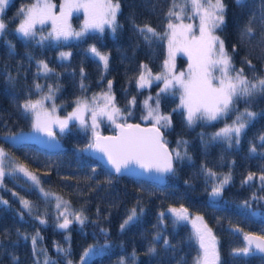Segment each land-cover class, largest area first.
<instances>
[{
  "label": "trees",
  "instance_id": "1",
  "mask_svg": "<svg viewBox=\"0 0 264 264\" xmlns=\"http://www.w3.org/2000/svg\"><path fill=\"white\" fill-rule=\"evenodd\" d=\"M32 0H8L3 13L6 32L0 37V146L19 163L36 173L41 186L62 197L71 205L72 211H83L87 216L81 225L73 219L68 229H59L55 199L45 201L40 198L30 182L21 175L5 176L0 186V198L7 205L0 204V264H43L44 252L56 264H66L55 245L70 248L73 264H81V256L91 245H104L105 249L84 258V264H119L123 257L125 264H193L199 252L198 245L187 222L174 224L168 207L181 204L190 211L199 212L205 221L216 230L220 253V264H264V256L256 254L250 257H234L233 249L243 245L242 235L246 231L264 234V197L259 176L264 169V142L259 137L264 134V95H257L250 104L243 100L237 102L242 112L246 107L257 113V117L241 135L240 144L228 147L225 142L210 140L214 129L235 118L230 114L226 120L210 123L198 121L188 127L183 109H178L177 92L160 97L162 113L171 114L172 126L162 129L169 148L176 147L178 138L189 141L188 151L192 161L176 163L175 174H167L159 183L151 178H137L128 174H116L103 166L86 148L91 132H83L76 124L70 125L69 134L57 136L61 145L48 149L39 144L36 136L20 135V143H13L6 138L9 132L18 133L30 128L31 119L25 118L17 108L25 99L35 98L44 93L48 85L59 86L55 93V104L60 113H64L77 97H90L107 90L108 81H112V94L116 106L127 114L126 119L141 121L145 109L143 101L157 92H149L148 87L138 88L136 77L141 65L145 64L152 71L160 70L165 56V39H154L151 44L136 31L134 24L150 25L159 33H164L168 19L166 12L170 0H120L121 12L118 22L121 25L116 33L88 32L81 38L66 42L38 44L36 40L26 41L15 33V28L22 16L19 9L26 7ZM59 1V0H54ZM227 5V23L219 32L225 40L226 48L233 56L236 69L243 68L249 78L253 72L264 76V53L258 45L260 17L264 12V0H245L238 6L235 0H224ZM255 16L253 28L255 38L251 43H241L239 31ZM73 21L78 24L79 14H74ZM14 45L9 48L8 42ZM95 45L99 52L108 54L109 67L104 69L102 62L89 51ZM233 45L236 51L232 52ZM68 51V56L61 57V51ZM250 60L253 67L245 63ZM45 61L52 73L45 76L39 73L37 62ZM178 60H182L179 56ZM84 70L83 78L81 69ZM9 73L13 80L8 79ZM81 82L86 85L81 90ZM43 86L37 90L35 84ZM156 82L153 83V86ZM135 97L134 106L129 101ZM154 105V100L150 101ZM173 109H177L175 112ZM149 122V121H145ZM113 130V125L104 123L102 132ZM207 141V143L202 142ZM257 147L256 154H250L252 145ZM83 150V151H81ZM183 150V149H181ZM204 164L218 174L231 173V182L225 186L221 197H210L211 182L201 174ZM93 169L95 171L93 172ZM254 173V179L243 183L248 173ZM111 183H108V180ZM185 181H188L186 184ZM16 193L17 195H13ZM20 198L34 204L29 213L22 208ZM212 201H215L213 206ZM248 201V206L244 202ZM139 202V203H138ZM136 206L143 213L135 223L120 231V224L130 210ZM99 210V211H98ZM166 215L161 222L158 213ZM37 216H42L47 223L41 224ZM72 219L71 216H69ZM107 229L101 232L100 229ZM240 230V231H237ZM167 238L172 247H165L163 239L155 240L157 233ZM244 232V233H243ZM39 234L36 253L33 252L32 237ZM150 246L156 251L149 253ZM135 253V260L131 257ZM18 257L13 261L12 257Z\"/></svg>",
  "mask_w": 264,
  "mask_h": 264
},
{
  "label": "snow or ice",
  "instance_id": "2",
  "mask_svg": "<svg viewBox=\"0 0 264 264\" xmlns=\"http://www.w3.org/2000/svg\"><path fill=\"white\" fill-rule=\"evenodd\" d=\"M238 6L243 5L245 0H235ZM8 0H0V13H3ZM59 12H56L57 5L52 0H32V2L19 9V15L23 17L21 22L15 29V33L26 41L36 40L38 44L44 43L46 40H68L69 38H81L88 32L104 33L105 29H109L113 34L121 27L118 22V14L121 12L120 0H62L59 4ZM227 5L224 0H170V7L166 12L168 23L166 31L159 33L148 24L138 26L134 24L144 38L145 42L151 44L154 39H167L168 58L164 60L163 71L155 76L151 70L147 69V65H141L142 69L137 78L138 88L150 87L153 81H160L163 87L160 88L155 97L149 95L144 101V115L141 116L142 121H149L151 127H141L140 124L127 123L126 115L131 116V111L125 115L122 110L116 106L115 96L112 94V81L109 80L107 90L101 93L93 94L91 98L77 97L75 107L66 116L61 117L57 114V105L55 104V93L59 90V86L53 88L48 85V91L40 99L33 100L31 97L25 99L21 104L17 105L18 110L25 118L31 119V128L35 132L43 133L50 140L57 138V130L60 134H69L72 129L70 125L76 124L79 129L85 133L91 132L87 149H94L103 153L107 158V163L116 174L124 172L133 173L136 167L143 169L145 172L156 173V179L162 180L167 174H175V164L184 161H192V156L188 151L189 141L178 138L176 147L169 148L168 141L164 136V130H168L172 126L171 114L162 113L160 107V97L164 94L179 92L180 104L178 109H183L185 123L188 127L193 126L198 121L210 123L218 120H226L227 117L236 113L232 122L225 123V126L213 133L210 137L212 141L225 142L228 147L234 144L239 145L241 135L246 131L250 124L257 117V113L246 107L242 112L236 106L237 102L243 100L246 105L250 104L257 95H264V76H260L253 72L251 78L245 75L244 69H236L233 63V56L226 48L225 40L219 34L227 23L226 20ZM83 12L84 21L79 31L72 29L69 18L73 13ZM185 20L195 21L198 23L188 22ZM255 16L251 15L249 21L239 31V39L241 43L248 42L255 38V30L253 22ZM51 23V31L47 36L42 34L37 39V25ZM6 23L0 16V37L6 32ZM260 33L257 44L264 46V12L260 17ZM198 33V34H197ZM9 48L14 50V45L8 42ZM89 51L93 53L100 61L103 62L105 70L109 67L108 54H102L95 45H91ZM236 51V45H233L232 52ZM264 53V47L261 48ZM185 53L188 57V66L186 71L176 72L175 56L177 53ZM68 54L61 53V56ZM250 67V60L244 61ZM39 73L47 76L54 70L49 68L48 64L40 60L37 62ZM219 73V75H217ZM84 70L81 69L83 78ZM8 79L11 81L14 77L9 73ZM37 90H42L40 84L34 85ZM82 91L86 89V85L81 82ZM154 100V105L149 103ZM51 102V108L46 107V103ZM135 97L129 101V105L134 106ZM177 109H173L175 112ZM87 117V118H86ZM3 117L0 116V120ZM107 120L115 125L118 134L115 136H103L99 132V125L102 120ZM123 121V122H119ZM202 142L207 143V141ZM6 138L13 143H20L23 137L19 133L9 132ZM259 139L264 142V134ZM183 149V150H181ZM83 151V150H81ZM250 154L257 153V147L253 144L249 149ZM95 169H93V172ZM200 172L206 178V183L211 182L212 187L209 192L210 197H221L226 185L231 182L232 176L228 174H218L206 165L202 164ZM26 182H30L32 188L37 191L41 199L48 201L55 199V207L57 209V220L63 217V221L56 226L59 229H68L73 223V219L83 225L88 219L83 211H72L68 201L62 197L46 191L41 186L39 176L30 171L26 165L19 163L14 157L0 146V186L3 185L5 176L21 175ZM254 173H248L243 183H247L254 179ZM261 181V190H264V169L259 176ZM111 183L109 179L107 181ZM187 184L188 181H185ZM13 195H17L13 193ZM253 199H264V197H256ZM7 201L0 198V204L7 205ZM20 203L24 210L29 213L33 211V202L20 198ZM139 203V202H138ZM215 201H212L213 206ZM248 206V201L244 202ZM99 211V210H98ZM144 209L134 206L127 217L122 221L119 228L124 231L130 224L135 223ZM167 214H170L174 224L189 222L192 225V235L198 244L199 252L194 257L193 264H220L219 241L213 234L212 229L208 227L202 216L192 217L189 209L184 207H169ZM165 212L158 213L163 221ZM72 217V219L69 218ZM36 219L41 224L47 223L42 216ZM101 232H107V229H100ZM240 231V230H237ZM32 237L33 252L36 253L35 243L38 238ZM163 239L165 247H172L170 241L162 237L161 233H157L155 240ZM245 245L241 248L233 249L234 257H250L256 254L264 256V234L245 233ZM58 253H61L66 264H73L68 258L70 256V248H63L55 245ZM94 246L86 249L81 256V264H84V258L89 255ZM149 253L156 251L154 246H150ZM44 254L43 264H56L55 261ZM135 260V253L132 257ZM13 261H18V257L13 256ZM119 264H125L123 257L120 258Z\"/></svg>",
  "mask_w": 264,
  "mask_h": 264
},
{
  "label": "rangeland",
  "instance_id": "3",
  "mask_svg": "<svg viewBox=\"0 0 264 264\" xmlns=\"http://www.w3.org/2000/svg\"><path fill=\"white\" fill-rule=\"evenodd\" d=\"M32 2V1H31ZM30 2V3H31ZM52 2L54 3V4H56L57 5V8H56V12L58 13L59 12V4L62 2V0H59V1H54V0H52ZM182 2V0H178V3H181ZM29 3V4H30ZM28 4V5H29ZM27 5V6H28ZM76 15V14H79L80 15V17L77 19V21H78V24H76L74 21H73V16H71L70 18H69V23L71 24V27H72V29L73 30H75V31H79L80 30V28H81V26H82V24H83V21H84V14H83V12L81 11V12H79V13H73V15ZM23 19V17H21V19L18 21V23H17V25H16V28H17V26H18V24L21 22V20ZM188 22H193V23H198V20H195V21H188V20H185V23H188ZM168 23V22H167ZM167 25V24H166ZM15 28V29H16ZM37 31H38V36H37V39H39V35L40 34H42V35H44V36H47L48 35V33L51 31V23L50 22H48V23H46V24H44V25H37ZM105 31H108V32H111L109 29H105ZM166 31V30H165ZM198 34V33H197ZM72 39H76V38H69L68 40H59V41H55V40H46L45 42H50V43H57V42H66V41H69V40H72ZM61 53H66V54H68V51H64V50H62L61 51ZM103 54V53H102ZM60 56H61V54H60ZM66 56H68V55H66ZM66 56H63V57H66ZM179 56H181L182 57V60H178V57ZM62 57V56H61ZM98 58V57H97ZM168 58V44H167V39H165V56H164V58H163V62H164V60L165 59H167ZM99 59V58H98ZM102 62V61H101ZM163 62H162V65H163ZM174 63H175V70H176V72H180V71H186L187 70V66H188V63H189V61H188V57H187V55L185 54V53H183V52H181V53H177L176 54V56H175V60H174ZM102 64H103V62H102ZM142 65H145V64H142ZM147 69H149L148 67H147ZM147 69H142V67L140 68V71H139V73H138V75H137V77H136V85H137V78H138V76H139V74H140V72L141 71H145V73H147ZM163 71V68L161 67V69L160 70H157V71H152L151 70V73H152V75L153 76H155V75H157V74H160L161 72ZM217 75H219V73H217ZM156 82V85H154V87L153 88H151V87H148V89H149V92H156V91H159L160 90V88H162L163 87V83L162 82H160V81H153V83H155ZM153 83L151 84V86H153ZM138 86V85H137ZM47 91H48V88L44 91V93L42 94V95H40V96H38V97H35V98H32L33 100H36V99H40L44 94H46L47 93ZM104 91H106V90H104ZM102 91H100V92H98V93H101ZM97 94V93H96ZM92 97V95L90 96V97H88V98H91ZM177 97H178V105L180 104V100H179V92H177ZM46 107H48L49 109L51 108V102H47L46 103ZM75 107V103L68 109V110H66L64 113H60V112H58V110H57V114L59 115V116H61V117H64V116H66L67 115V113H69V112H71L72 110H73V108ZM144 114H146L145 113V111H144V113H143V115ZM87 118V117H86ZM234 119V118H233ZM233 119H231V121H229V122H226V123H231L232 122V120ZM129 121H131V120H129ZM142 121V120H141ZM127 122H128V120H127ZM143 122H145V121H143ZM104 123H108V124H111L110 122H108L106 119L105 120H102L101 122H100V125H99V132H102L101 131V128H102V125L104 124ZM113 124H111V126H112ZM225 126V123L224 124H222V125H220V126H217L215 129H214V131H213V133H215L216 131H218L219 129H221L222 127H224ZM110 132V131H109ZM20 135H32V136H37L39 133L38 132H35L34 130H32V128H31V124H30V128L28 129V130H25V131H20V132H18ZM57 136H60V133L58 132V130H57ZM213 198H215V197H213ZM173 207H179V206H173ZM169 208V207H168ZM168 210V209H167ZM189 212H190V214H191V216L192 217H195V216H197V215H199V216H202L199 212H194V211H190L189 210ZM203 217V216H202ZM204 221H205V219H204ZM206 222V221H205ZM188 224H189V226L191 227V229H192V225H191V223H189V222H187ZM207 223V222H206ZM207 225H208V227L209 228H211L212 229V232H213V234L216 236V238H217V240H218V237H217V233H216V230H214L208 223H207ZM192 232H193V229H192ZM244 233V232H243ZM196 244H197V242H196ZM198 245V244H197ZM245 245V242H243V245L241 246V247H243ZM91 246H94L93 247V249H92V251L89 253V255H91L92 253H94V252H97V251H101L102 249H105V246L104 245H100V244H97V245H91ZM90 247V246H89ZM89 247L87 248V249H89ZM240 247V248H241ZM199 248V247H198ZM88 255V256H89Z\"/></svg>",
  "mask_w": 264,
  "mask_h": 264
},
{
  "label": "water",
  "instance_id": "4",
  "mask_svg": "<svg viewBox=\"0 0 264 264\" xmlns=\"http://www.w3.org/2000/svg\"><path fill=\"white\" fill-rule=\"evenodd\" d=\"M119 122H123V121H119ZM127 123H131V124H140L141 127H151V123L150 122H143V121H137V120H131L128 121ZM101 135L103 136H115L118 134V129L115 128V125H113V130L110 132H100ZM36 140L38 141L39 144L43 145L44 147L48 148V149H55L57 147H59L61 145L60 140L58 139V137L55 140H50L48 137H46L43 133H39L36 137ZM169 147V146H168ZM90 153L103 165L105 166L107 169L111 170L114 172V170L111 168V165H109L106 161L107 158L104 156L103 153L97 152L94 149H89ZM123 174V173H121ZM124 174H128L132 177H137V178H151L159 183H162L164 181V178L162 180L160 179H156V176L158 174L156 173H149V172H145L143 169H140L139 167H136L135 172L133 173H128V172H124ZM165 177V176H164ZM245 233H254L257 235H260L261 233L259 232H254V231H246ZM244 233V234H245ZM244 234L242 235L243 241H244Z\"/></svg>",
  "mask_w": 264,
  "mask_h": 264
}]
</instances>
